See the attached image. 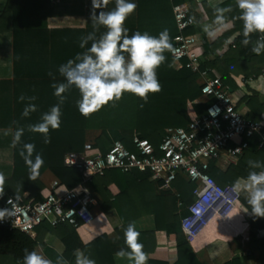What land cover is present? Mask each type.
<instances>
[{
  "label": "trees",
  "instance_id": "trees-1",
  "mask_svg": "<svg viewBox=\"0 0 264 264\" xmlns=\"http://www.w3.org/2000/svg\"><path fill=\"white\" fill-rule=\"evenodd\" d=\"M74 1L60 0L62 6L65 7V13L74 14ZM178 1L189 2L194 7L197 0ZM158 2L159 0H137V20L134 27L128 28L129 35L137 31L141 33L162 32L172 22L173 30L170 32V37L173 44L174 37L179 33L174 13L172 11L171 16H165L158 9ZM234 5H236L235 0H228L215 8L206 6L209 21L205 22L200 17L196 26L185 30L187 34H194L196 31L202 34L204 54L210 58V60L204 61L203 66L216 68L222 75L223 82L230 86L232 92L238 88L232 78V73L236 69L241 68H244L243 70L249 73L250 63L264 59V50L260 54L251 51L253 44L260 38L259 33L252 34L251 40L253 44L247 47L242 44L244 39L242 34L243 21L236 15L240 16V10L233 8L235 7ZM8 7L9 2L6 9ZM218 7L232 8V11L226 12L225 16L227 20H233L234 28L229 33H225L220 38L210 42L203 29L205 25L213 24L216 15L215 9ZM235 31H240V34L230 44L228 52L218 55L216 50L222 47L230 34ZM165 56L167 58L166 61L157 69V76L163 90L158 94H149L147 103L135 95L125 93L114 107L110 103L91 115L90 118H85L77 107V101L80 99L79 91L74 87L70 89L65 93L67 99L60 105L62 115L59 130H49L50 143H45L44 135L31 131L30 126L40 123L42 115L58 103V97L54 95L55 90L52 84L62 82L63 77L49 80L48 83L40 85L43 86L44 91H47V95L50 97L46 98L47 100L42 99L36 102V111L30 112L28 116L20 115L17 119L15 129L16 131L17 129H23V135L20 137L19 143L14 146L13 174L10 178L5 179L7 195L13 196L21 203L30 202L37 204L51 191L50 186L43 179L47 172L51 173L55 179L69 189L75 188L83 182L81 171L76 167H70L65 164L64 157L66 153L83 151L87 142H92L104 151L114 140H121L127 147L133 148L132 138L135 134L150 140L154 145H158L163 139L167 128L188 125L192 118V114L189 113L190 104L194 107L197 115L204 113L206 103L203 104L202 101L201 103H196L197 100L204 98L201 90L200 74L188 68L175 69L171 52H165ZM252 119L259 120L256 117ZM246 140L249 141L250 145L242 155L238 156V162L231 163L225 170L218 168L215 165V161L211 163L209 172L220 185L234 184L239 178L246 179L250 171L261 170L251 169L248 161L253 160L264 163V147H259V137L257 136ZM25 144L35 145L33 160L39 154L44 161L35 180L29 179L30 168L20 155L21 151L24 150ZM136 173L141 177L149 176L145 173H125L115 169L108 171L104 176L94 177L88 183V187L99 200L98 207L110 217V221L118 233V241L123 243L125 250H127V247L124 243V235L120 225L132 217L128 215V211L122 208V202L125 195L128 194L133 178L132 174L136 175ZM177 181L174 182V186H177ZM187 183L184 190L179 189V197H177L183 204L181 210H173L176 206L170 210V201L168 200V196H171L170 191L163 193L162 205L165 209L163 212L167 208L170 210V213H168L170 217L167 219L163 229L169 234H174L177 239L179 260L175 264H201L182 230L181 219L188 214L187 205L194 200L192 193L194 183L190 180ZM239 200L251 211L245 191H240ZM158 218L159 215H157V220ZM157 228L159 229V225H157ZM263 229L264 217L253 220L250 233L252 238L250 248L253 253L250 255L243 253L236 255L226 264H246L248 260L254 259L255 251L259 252V256L256 259L258 264H264V236L256 238L258 232ZM147 233L145 232L144 234ZM141 235L140 239H142ZM48 236L61 239L65 246L62 256L69 264H75V253L77 250L94 259L96 264H115L114 253L116 245L114 239L107 234H103L84 244L76 227L66 223L53 226L51 218H46L42 224L37 226L34 237L17 229L0 226V264H23L24 249L35 250L39 253L40 247L55 262L59 254L46 243L45 240ZM151 264L166 263L152 261Z\"/></svg>",
  "mask_w": 264,
  "mask_h": 264
},
{
  "label": "crops",
  "instance_id": "crops-1",
  "mask_svg": "<svg viewBox=\"0 0 264 264\" xmlns=\"http://www.w3.org/2000/svg\"><path fill=\"white\" fill-rule=\"evenodd\" d=\"M226 1L228 0H197L192 7V13L199 19L201 17L205 22L209 21L206 6L215 8ZM8 2L9 7L6 9ZM130 2L137 4V0H130ZM74 3V14L70 15L64 12L65 7L62 6L60 0H0V173L4 174L5 179L10 178L14 170L13 141L17 119L22 115L25 107L33 103L35 105L36 102L50 97L47 91H44L43 86H40L53 79L48 75L49 72L54 73L55 79L62 78L59 74L60 66L91 46L92 41H89L85 48L80 47L81 38L93 32V23L90 20L91 0H75ZM158 3L159 11H162L165 16L172 15L171 1L159 0ZM234 6L233 8H238ZM114 7L115 0H110L105 10H112ZM137 11L136 9L128 17L125 24L127 29L135 26ZM228 21L231 22L232 27L218 33L215 39L207 35L210 42L233 30V20ZM166 29L170 35L173 23L170 22V26ZM104 31L105 29L101 27L96 32V37L99 38ZM159 33L156 31L149 34L158 36ZM194 34H197L204 43L199 31ZM239 34L240 31L233 32L226 42L231 41L232 43ZM226 42L216 50L218 55L228 52L230 45L227 47ZM263 67L264 59L250 63L249 73H246L244 68L236 69L232 73V78L238 88L233 92L230 88L238 110L246 118L256 117L262 121H264ZM21 96L25 99L20 100ZM30 97H35V100L28 99ZM201 101L203 104L207 103L205 97L197 100L196 103H201ZM189 113H196L192 104L189 105ZM238 158L222 156L215 160V165L225 170L231 163L238 162ZM132 176L128 194L122 202V208L128 211V215L132 218L119 224L122 234L124 235L129 223H134L136 230L142 234V239L139 238V241L144 245V251L149 254L147 264H151L152 261L166 264L177 263L179 260L177 239L174 234H169L163 227L170 217L168 213L174 206L176 208L173 210H181L179 205L181 200L177 199L179 189L184 190L189 179L180 175L177 179V186L173 184L172 189L166 190L158 182L151 180L149 176L141 177L137 173ZM48 177L50 179L47 184L51 189V184L56 179L49 172L44 175L43 179ZM237 181L243 185L246 179L239 178ZM235 183L227 185L234 187ZM167 192L172 197L168 196L170 210L167 208L165 213L162 196ZM98 206L99 204L94 207V221L77 228L80 239L87 244L98 236L107 234L115 240V264H132L127 258L117 257L116 253L122 248L125 249L124 245L118 241V233L110 217ZM157 215H159L158 220ZM258 218L261 217L253 216L240 200L235 203L234 207L224 209L217 215H210L195 241L190 242L201 264H226L236 255L253 253L250 248L252 240L250 233L253 220ZM145 232L148 233L144 234ZM260 236H264V229L258 232L256 238ZM45 241L59 255L64 253L65 246L61 239L48 236ZM39 253L51 259L41 247ZM254 255V259L248 260L246 264H258L256 259L259 252L255 251Z\"/></svg>",
  "mask_w": 264,
  "mask_h": 264
},
{
  "label": "built area",
  "instance_id": "built-area-1",
  "mask_svg": "<svg viewBox=\"0 0 264 264\" xmlns=\"http://www.w3.org/2000/svg\"><path fill=\"white\" fill-rule=\"evenodd\" d=\"M170 1L179 29L173 39V65L177 70L188 68L200 74L202 94L207 99L205 112L192 114L187 126L166 129L158 145L135 134L133 148L121 140H114L104 151L87 142L83 151L66 153L65 164L78 168L83 182L69 189L56 179L51 184L50 193L37 204L21 203L5 191L0 197V209H11L14 215L0 221V226L34 237L37 226L46 218H51L53 226L66 223L79 228L89 224L95 219L94 207L99 200L88 183L115 169L148 174L166 190L172 189L180 175L193 182L194 200L187 205L188 214L182 218V230L189 242L195 241L210 215L234 207L240 192L234 191L230 185H220L209 172L211 163L222 156L242 155L250 145L246 139L255 136L259 137V147H264V121L246 118L238 110L230 87L223 82L220 72L203 66L210 58L204 54L202 39L197 34L185 33L199 22L192 13V4ZM230 44L231 41H227L225 45ZM9 199L11 203H8ZM179 205H183L182 201Z\"/></svg>",
  "mask_w": 264,
  "mask_h": 264
},
{
  "label": "clouds",
  "instance_id": "clouds-1",
  "mask_svg": "<svg viewBox=\"0 0 264 264\" xmlns=\"http://www.w3.org/2000/svg\"><path fill=\"white\" fill-rule=\"evenodd\" d=\"M110 0H91L90 20L93 23V32L81 38L80 47L85 48L89 41L91 46L83 53H78L74 59L68 60L59 68V74L63 77L60 83H53L54 95L58 97V103L44 113L41 122L30 126V130L42 133L45 143H50L49 130H59L61 126V108L67 99V93L73 87L80 93L77 107L81 115L90 118L103 107H114L122 99L125 93L132 94L148 102L149 94L162 92L163 87L157 76V69L166 61L165 52H174L171 37L167 29L158 36L141 33L139 31L129 35L125 27L126 21L136 9L137 4L130 0H115L112 10H105ZM240 10V19L243 21L242 44L247 47L253 44L252 34L259 33L260 38L253 44L251 51L260 54L264 50V0H236ZM232 8H216L213 24L205 25L204 31L215 39L217 34L232 27L225 13ZM195 18L193 17V21ZM215 25V27L213 26ZM103 27L105 31L96 37V32ZM48 75L55 79V75ZM25 97L21 96L20 100ZM35 100V97L28 98ZM36 111V106L30 104L25 107L22 115L28 116ZM23 129H17L13 146L20 141ZM35 145L25 144L20 155L30 168V180H35L39 175V169L43 166L42 156L37 154L32 159ZM251 169L246 182L241 185L237 181L233 190L247 193L248 204L251 206V214L255 217H264V163L260 161H248ZM5 193V176L0 173V197ZM9 199L8 203H11ZM14 215L11 209H0V221ZM140 233L134 223H129L124 231V243L127 250L120 249L116 255L127 258L132 264H147L149 254L144 251V245L139 241ZM23 264H69L59 255L57 260L45 257L35 250L24 249ZM75 264H96V261L77 250Z\"/></svg>",
  "mask_w": 264,
  "mask_h": 264
},
{
  "label": "rangeland",
  "instance_id": "rangeland-1",
  "mask_svg": "<svg viewBox=\"0 0 264 264\" xmlns=\"http://www.w3.org/2000/svg\"><path fill=\"white\" fill-rule=\"evenodd\" d=\"M233 158H234V157H233ZM48 179H50V178L48 177L47 179H44L46 183H47V182H49V180H48Z\"/></svg>",
  "mask_w": 264,
  "mask_h": 264
}]
</instances>
